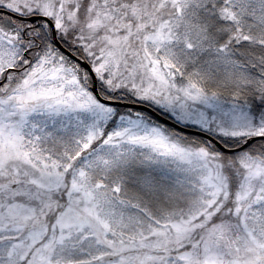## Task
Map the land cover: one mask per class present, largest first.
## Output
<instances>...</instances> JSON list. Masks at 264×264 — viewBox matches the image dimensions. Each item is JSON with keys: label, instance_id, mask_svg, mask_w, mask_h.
Here are the masks:
<instances>
[{"label": "snow or ice", "instance_id": "6c2138e0", "mask_svg": "<svg viewBox=\"0 0 264 264\" xmlns=\"http://www.w3.org/2000/svg\"><path fill=\"white\" fill-rule=\"evenodd\" d=\"M0 264H264V0H0Z\"/></svg>", "mask_w": 264, "mask_h": 264}]
</instances>
